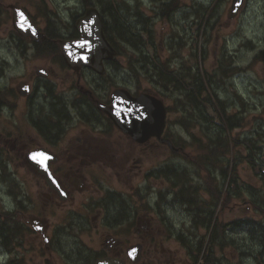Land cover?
<instances>
[{
	"label": "flooded vegetation",
	"instance_id": "flooded-vegetation-1",
	"mask_svg": "<svg viewBox=\"0 0 264 264\" xmlns=\"http://www.w3.org/2000/svg\"><path fill=\"white\" fill-rule=\"evenodd\" d=\"M85 1L77 0L76 6L69 8L67 17L59 15L51 21L39 20L17 1L0 7V18L5 24L9 20L12 28L4 46L8 54L5 66L7 71L14 72L11 74L23 75L16 85L7 84L6 89L10 90V94L0 85V111L9 120L8 125H0V150L6 149L21 159L22 168L34 176L35 196L34 199L28 198V193L14 199H4L1 196L0 252L11 253L16 249L29 247L26 252H32L36 256H30L27 260L23 258L27 264H61L60 261L63 264H94L97 258L108 256L121 258L126 264H155L151 256L158 257L161 264L162 261L164 264H198V259L199 264H217L213 246L215 240L219 242V229L222 227L214 222L216 214H213V221L207 227L211 211L210 195L205 192L207 198H204L199 192L201 188L204 190L206 181L201 175L203 164L207 168L211 163L210 157L219 152L213 150L214 155L210 152L201 154V158L195 164L192 163L193 169L190 171L182 163L175 162L186 160L178 154L187 156L188 146L180 135L172 133L169 118L165 120L160 138L171 140L174 146L178 142H186L184 146H175L176 150H172L167 142L160 141L156 135L139 142L110 119L105 109L113 108L114 92L125 90L132 97L144 93L164 102V98L169 95L170 86L176 89V85L169 82L164 90L155 87L158 92L152 87L137 89L133 73L123 69L121 60L124 56L118 53L117 42L110 35L114 20L109 11L112 9L114 12L115 4L110 0ZM11 4L22 7L35 20L46 38L35 40L18 34L11 23V11L8 8ZM168 4L171 1L162 2L160 14L170 17L175 9L164 12V7ZM184 6L182 17L187 26L185 35L189 36L188 26L193 24L194 29L190 35L193 42L200 45H196L195 49L200 50L202 61L208 57L205 56V46L208 47L211 42L215 47L211 57L214 64L219 66L218 73L223 72V76H227L240 62L242 54L246 61L251 47L259 45L258 56L264 72V0H196ZM88 8L97 10L102 31L117 52L113 58L101 60L100 70L85 64L70 66L62 55L60 41L80 37L76 25ZM188 15L193 18L190 25ZM253 15L260 21L261 34L258 38H254L255 26L250 24V16ZM234 20L238 21V31L234 30L231 35L235 46L229 49L225 44L221 47L218 45V32L226 29ZM5 24L3 25L5 30L8 28V32L9 25L7 27ZM142 58L148 59V56ZM12 59H15L16 64L10 63ZM35 60L38 61L36 65L33 64ZM201 60L191 69L180 64L178 71L173 70L174 65L170 63L168 70L170 74L182 77L185 88L193 87L192 76H196L206 80L207 91L218 93L219 85L202 68ZM19 63L21 70L17 73L15 66ZM226 71L229 72L224 74ZM231 76L228 75L227 78ZM261 89L264 92V87ZM202 91L201 87L199 92ZM6 96L20 100L22 109L15 113L12 107L2 106L1 103L8 99ZM164 104L169 108L168 104ZM247 105L249 102L242 104L243 111L236 104H231L230 108L226 106L228 111L232 106L236 108L234 113L229 114L231 131L233 128H241L242 120L248 112ZM260 106L259 112L264 111V104ZM197 122L202 132L216 131L204 126L202 119ZM262 123L258 125L259 128L254 127L256 130L253 132L244 131L238 140L230 138V150L223 152L229 161L223 170L213 173V169L207 168L214 188H218L220 176L225 187L232 188L236 185L233 159L237 154L233 146L238 147V154L246 159V167L249 166L250 170L257 169V164H260L257 160L264 158V144L252 148L250 143L252 145L255 142L256 136L264 139ZM182 131L187 130L183 128ZM207 136L209 138V134ZM208 138H205L208 143L206 149H214V141H209ZM36 150V159L31 161L29 154ZM2 155L0 154L1 157ZM1 161L9 163L4 158ZM212 165H216L215 160ZM258 171L257 177L263 183L264 169L259 168ZM192 174L199 178L196 176L197 179L192 182ZM3 175L1 167L0 179ZM140 176L146 184L144 192L147 191L148 196L141 190ZM171 186L175 187L178 200L188 206L193 226L203 224L208 229L209 244H201L200 239L193 241L188 230L175 231L171 222L170 203L165 201L170 195ZM252 193L249 194L251 197ZM139 195L146 196L142 204L139 203ZM151 200L155 202L151 203ZM214 203L215 201L213 205ZM239 219L238 222L235 219L227 221L228 226L232 225L229 227L234 229L238 223L241 230H249L250 233L254 230L253 226H256L259 228L254 231L263 233L259 236L261 247L258 253L261 256L257 258L255 253L253 255L258 264H264V222L247 216ZM21 231L31 236V241L26 245H19L16 239H12L14 234L20 237ZM229 233L235 236V231ZM173 238L178 242V252H171L169 247H165L172 243ZM227 244L230 245V242ZM135 245L142 247L138 262H132L127 254L128 248ZM133 252L136 253L135 250ZM230 263L231 260L227 262Z\"/></svg>",
	"mask_w": 264,
	"mask_h": 264
},
{
	"label": "rangeland",
	"instance_id": "rangeland-1",
	"mask_svg": "<svg viewBox=\"0 0 264 264\" xmlns=\"http://www.w3.org/2000/svg\"><path fill=\"white\" fill-rule=\"evenodd\" d=\"M12 1H17L22 6H24L28 11H30L36 18L41 21H51L57 19L59 15H65L67 17V13L70 7L76 6L77 0H41L40 2L37 0H0V7H3L2 4H8ZM163 1H171V4H168L164 7V12H167L169 9H175L174 12L171 13V16L164 14L161 15L160 11L162 10V2ZM196 2V0H110V2L115 4L114 13L120 18L123 22H126L129 29L142 37L143 45L141 44L138 49L134 46H131L127 42L119 41V47L122 50V55L124 56L121 60V64L123 69L126 71H131L134 75L135 84L138 85L137 89L142 87H159L160 90L166 89V87L158 86L154 82L150 81L149 74L147 71L151 68V62L148 64L141 63L139 58L142 59L144 55H148L151 58V61H157V59L167 61L168 65L170 63L173 70H177L180 67V64H184L189 66V68H194L199 59L201 60L202 54L200 50H196L195 44L192 40L190 35L191 31H193L194 26L191 24V27L188 26V33L189 36L185 35V28L186 23L183 20V13L185 4L189 2ZM196 5V3H195ZM120 8V9H119ZM171 11V10H170ZM169 11V12H170ZM5 15V14H4ZM6 16V15H5ZM9 18V16H6ZM250 24L255 26V36L254 38H258L261 30L260 21L258 18L253 15L250 16ZM260 17V16H259ZM126 19V20H125ZM193 18L191 15L187 16V21L190 25L191 20ZM135 20V21H134ZM0 18V85L5 88L10 94V90L6 89L7 84H17L19 79L23 78L22 76L14 75L7 71L8 68L5 66V59H8V54L4 48L6 43L8 42V34L12 30L10 27L9 20L6 21L7 27L9 25V31L7 32L8 28L5 30V22ZM5 24V25H6ZM238 28V21L234 20L228 24V27L223 30H219L220 41L218 45L221 47L225 44L230 49L235 46L233 39L231 36ZM152 36V37H150ZM8 39V40H7ZM117 41V39H115ZM228 42V43H227ZM145 43V44H144ZM146 46V48H145ZM200 45H197V47ZM205 56H208L203 61L201 60V66L204 70L207 71V74L211 76L213 79L216 80L215 83L219 85L217 87L218 93L216 96L218 100H221L228 105L236 104L239 108L242 107V104L245 102H249L247 105V113L242 120V126L240 129H234L230 131L229 138L226 143H223V146H219V142L213 146L214 149H206L208 143L205 139V132L201 131V127L196 119H194L190 114L189 111L186 110L187 108H183V103L178 100L180 91L178 89H174L172 85L170 86L169 95L164 98L166 103L170 106V112L168 115L171 130L174 134H179L181 138H183L187 142V160L181 161H173L182 163L184 166L188 167L191 171L193 167L191 166L192 163L196 159L201 158V154L205 152H210L213 154V150L215 152H219L218 154L214 155V157H210L209 162L211 163L207 165L208 169H213V173L215 171H221V167H223V157L228 158L223 152L226 149L230 150L231 141L230 138L234 140H238L239 136L244 131H251L256 130L259 128L258 125H264V111L259 112L261 108V104H264V92L261 88L264 87V72L261 69V63L259 61V45L252 46L250 49V54L245 61L243 56L240 57V62L237 63L235 67H233L230 72L226 71L224 74L232 75L229 79L227 76H223V72L218 73V64L217 66L214 64L213 59L211 57L212 50L215 48L213 44L210 42L208 43V47L205 46ZM156 54L160 56V58H156ZM251 57V60L249 58ZM37 60L33 62L34 65L37 64ZM227 63L225 60L223 61ZM10 63L13 65L16 64L15 59L10 60ZM141 66H140V65ZM17 73L21 70V64L15 66ZM217 67V68H216ZM178 71V70H177ZM10 74V75H9ZM232 81L234 83H232ZM221 85V87H220ZM223 85V86H222ZM185 88V87H184ZM185 88V89H189ZM2 92V91H1ZM0 92V94H1ZM4 92V91H3ZM7 101L5 103H1L2 106L6 105L7 108L12 107L15 113L19 112L22 109L21 101L14 98H9L6 96ZM3 99H1L2 101ZM3 102V101H2ZM255 104L256 106L254 107ZM227 107V108H228ZM228 112L232 114L235 112L233 108ZM243 111V109L241 108ZM209 114L213 117V120H218V117L211 109L208 108ZM186 118L189 119L188 121L189 126L187 127V131L183 132V128L180 125V121ZM213 122V121H211ZM9 120L5 118V115L2 111H0V125L5 126L8 125ZM231 121H229V125ZM206 123H204V126ZM256 127V128H254ZM205 128V127H204ZM260 130V129H259ZM209 135L212 133L211 130L207 132ZM217 134V133H216ZM211 136V139H216L217 136ZM255 142L250 143V147L252 148L258 144H264V139L262 136L254 137ZM258 141V142H257ZM185 142V144H186ZM196 142V143H195ZM4 148V147H2ZM233 150L235 151V157L233 159L235 164V179L236 185L232 188L225 187L224 180L222 176L219 178V187L221 190L225 187L224 192L221 193L220 199L217 201V207L214 209V217H216L214 222L218 223L220 227L219 231V242L217 240L214 241L213 246V253L214 258L217 259V264H227L231 260L232 263L230 264H257L254 260V253L256 257L260 256L258 253L261 247L259 241V235H263V233L259 231H253L252 233L249 230L246 232L245 230H241V225L237 223V226L233 229L232 225L227 224V221L230 220H240L239 218L243 217H250L253 220H262L264 222V182L262 183L258 176L259 168L264 169V158L258 159L257 169L250 170L249 166H245L244 161L245 158L241 157L238 154V147L233 146ZM0 154H3L2 157L0 156V168L2 167V171L4 173L2 179H0V199L1 196L4 199H14L21 194H27L28 198L34 199V176L30 175L28 171L22 168L21 159L15 157L14 155L10 154L6 149H1ZM7 159L9 163H3L1 159ZM218 161L216 165H212L213 161ZM229 161V158H228ZM205 163V162H204ZM5 164L7 166H5ZM203 171L201 175H203L206 179L204 190H213V186L211 185L210 178L211 175L208 172L206 165L203 164ZM199 169V165H198ZM257 170V171H256ZM190 176V173H188ZM264 175V173H262ZM191 181L196 180L199 178L197 175H191ZM197 176V178H196ZM11 179V180H10ZM10 180V181H9ZM140 185L143 194L148 196V192H144L146 189L145 182L140 176ZM149 189V187L147 188ZM151 190V189H150ZM152 190H155L154 188ZM202 188L200 195L201 197L207 198V194L205 193ZM230 190V193L228 192ZM253 192V197L249 194ZM209 194V193H208ZM256 194V195H254ZM176 189L175 187L171 186L170 195L165 198L167 203H170V209L172 210V217L171 222L175 228V231L180 232L181 229L184 231L188 230L190 234V238L193 241H197L200 239V243L205 245L209 244V236H208V229L203 224H199V226H193L191 215L188 213V206L179 201V197H176ZM146 196L138 197L139 203H143L146 199ZM252 200V201H251ZM154 203V200L150 201ZM233 204L235 207L232 208ZM230 216H233L231 219ZM213 221V219L211 220ZM215 223V224H216ZM214 224V225H215ZM192 226V227H191ZM252 229L257 230L259 227ZM225 229V230H224ZM224 231V232H223ZM235 231V236L229 232ZM255 232V234H254ZM227 238V239H225ZM12 239H16L17 244L19 245H26L31 240L30 235H26V233L20 232V237L12 236ZM226 244H222L223 242ZM230 242V245L227 244ZM13 243H11L12 246ZM93 245V244H91ZM165 247H169L171 252H178V242L175 239H172V243L166 245ZM30 248H21L16 249L14 252H0V264H27V261L23 258H30V256L35 257L34 253H27L26 251ZM257 252V253H256ZM159 258L156 256H151V260L155 264H161L158 260ZM202 259V258H201ZM14 260V261H13ZM63 264L62 261H60ZM162 264L164 262L162 261ZM176 264H179L178 262Z\"/></svg>",
	"mask_w": 264,
	"mask_h": 264
},
{
	"label": "water",
	"instance_id": "water-1",
	"mask_svg": "<svg viewBox=\"0 0 264 264\" xmlns=\"http://www.w3.org/2000/svg\"><path fill=\"white\" fill-rule=\"evenodd\" d=\"M11 8L12 26L14 29L24 37H30L35 40H43L45 34L41 32L36 25L35 21L25 11L15 5H9ZM80 37L73 40H61L62 55L66 62L73 67L79 64H85L100 70L99 66L103 58H113L115 51L109 44L108 40L103 34L101 21L96 9L88 8L86 14L76 25ZM85 43L86 46L81 47ZM116 92L114 99H117ZM125 99H119L115 102V109L109 112L114 121H119L125 118L131 119L132 123L127 129L132 136L137 137L142 141L150 135L159 136L164 125L165 109L161 100L152 97L141 95L138 98H132L128 93L124 94ZM121 97V96H119ZM145 129V132H137L138 129ZM138 138V137H137ZM173 148L172 144L169 142ZM36 158L31 159L33 161ZM132 250H139V246L130 247L127 252L132 261ZM94 264H126L119 258H101L97 259Z\"/></svg>",
	"mask_w": 264,
	"mask_h": 264
},
{
	"label": "trees",
	"instance_id": "trees-1",
	"mask_svg": "<svg viewBox=\"0 0 264 264\" xmlns=\"http://www.w3.org/2000/svg\"><path fill=\"white\" fill-rule=\"evenodd\" d=\"M109 5L111 4L109 3ZM109 5H108V8L110 9ZM109 12L113 14L112 18L114 20V27L110 29L111 37L116 39V37L122 34L121 36L124 41H126L130 45L137 48L142 42L140 35L138 33L131 31L129 27L126 25L127 23L121 21L117 15L114 16V12L112 9ZM163 63L164 62L161 60H158L155 63H153L154 64L153 77H154L155 83L161 86H164L165 84H168L169 82L175 83L176 89H178L181 94V96L179 97V101L183 103V108L188 107L186 110L189 111V114L194 119L202 118L205 120L204 122L206 123L207 128L209 127V128H212L213 130H216L214 131V133H211L210 135L215 136V134L217 133L216 134L217 140L213 139L211 141H214L215 145L219 142V146L222 147L223 143H226L228 140V130L230 129L229 119L227 116L224 115L226 112V107L223 101L217 100V96L215 93L214 94L207 93L208 89L206 88L207 87L206 80H203L200 77L192 76L193 83H194L193 87L191 86L189 89H185L183 86L181 77L178 74H173V73L170 74L167 64H163ZM201 87L203 91L199 92ZM208 105L213 108L214 113L218 116L220 120V123H219L220 125L218 124L217 126L213 122H211L213 118L210 116V114L207 113ZM184 119H187L186 115ZM211 196H213L212 192H211ZM220 196H221V189H218V193L216 197H220ZM213 199L215 198L212 197V200ZM212 211L213 210L209 212V219L207 220V224H206L208 228L211 225L210 221L214 213ZM200 247H201V244H200ZM197 259H198V255H196V260ZM255 260L258 264L257 259Z\"/></svg>",
	"mask_w": 264,
	"mask_h": 264
},
{
	"label": "bare ground",
	"instance_id": "bare-ground-1",
	"mask_svg": "<svg viewBox=\"0 0 264 264\" xmlns=\"http://www.w3.org/2000/svg\"><path fill=\"white\" fill-rule=\"evenodd\" d=\"M107 4H108V2H107ZM106 5V4H105ZM111 6V5H110ZM116 11V10H115ZM110 16V15H109ZM114 16H115V14H114ZM126 20V19H125ZM123 21V20H122ZM135 21V20H134ZM126 23V22H125ZM126 25H128V24H126ZM117 27V26H116ZM115 27V28H116ZM122 28V27H121ZM119 29H120V27H119ZM121 34V33H120ZM122 35V34H121ZM145 44V43H144ZM143 45V44H142ZM145 48H146V46H145ZM138 49V48H137ZM144 57H145V55H144ZM147 59V58H146ZM195 91V90H194ZM197 101V100H196ZM192 201V200H191ZM193 202V201H192ZM189 209V208H188ZM200 211V210H199ZM198 212V211H197ZM210 212V211H209ZM213 212V211H212ZM205 213V212H204ZM207 216V215H206ZM214 216V215H213ZM212 220V219H211ZM211 224V223H210ZM209 226V225H208ZM256 227V226H255ZM254 227V228H255ZM254 231V230H253ZM254 234H255V232H254ZM260 236V235H259ZM257 253V252H256Z\"/></svg>",
	"mask_w": 264,
	"mask_h": 264
},
{
	"label": "snow or ice",
	"instance_id": "snow-or-ice-1",
	"mask_svg": "<svg viewBox=\"0 0 264 264\" xmlns=\"http://www.w3.org/2000/svg\"><path fill=\"white\" fill-rule=\"evenodd\" d=\"M84 46H86V44H85V43H82V44H81V47H84Z\"/></svg>",
	"mask_w": 264,
	"mask_h": 264
}]
</instances>
